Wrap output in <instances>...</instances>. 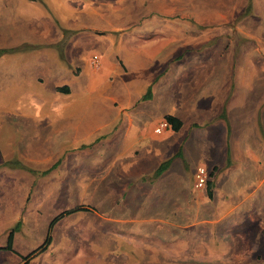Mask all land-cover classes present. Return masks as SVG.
<instances>
[{"label": "crops", "instance_id": "1", "mask_svg": "<svg viewBox=\"0 0 264 264\" xmlns=\"http://www.w3.org/2000/svg\"><path fill=\"white\" fill-rule=\"evenodd\" d=\"M243 1L27 0L34 20L0 22V48L31 42L11 76L51 93L0 122V264H264V25L234 24ZM65 42L63 64L30 49Z\"/></svg>", "mask_w": 264, "mask_h": 264}, {"label": "rangeland", "instance_id": "2", "mask_svg": "<svg viewBox=\"0 0 264 264\" xmlns=\"http://www.w3.org/2000/svg\"><path fill=\"white\" fill-rule=\"evenodd\" d=\"M221 1H222L221 6H223V2L227 4L229 1H232V0H221ZM41 2L43 3L45 2V0H41ZM205 2L209 4V3L214 2V0H205ZM29 6L30 4L27 2V0H0V22L3 21L2 22L3 24L5 21L6 23H8L7 21L11 19L13 21L16 19L17 21L22 20V26H24L28 19L34 20L33 19L34 14L25 15L24 13L25 9L28 8ZM197 6H202V5L197 4ZM237 8L240 9L241 12L235 15V18L233 17L234 24H239V23L246 24L250 28L253 27L252 25H259V26L264 25V0H244L243 6L238 5ZM244 8H246L245 11H244ZM34 9H39V7H36ZM250 9L251 11H253L252 14H251V11H249ZM19 26L20 25H18L17 27ZM14 31H18V30H14ZM19 32H21L22 35H24L23 28L20 29ZM24 40L25 42L20 41L16 43V47L8 46L7 48L6 47L0 48V122L8 121L4 115L9 114V113L20 112L22 107L28 104H31L36 94H39V95L51 94L49 92V87L47 86L46 82H43V86L45 87L43 88V87H39L40 85H38V83L28 84L26 83L28 82L27 79L20 78L18 80H15L11 76L10 68L13 64L9 63L10 58L15 57L25 52L26 51L25 46L31 43V42H28V39H26V37H24ZM217 42H213L212 44H215V43L216 45L219 44ZM225 42L227 41L222 40L219 46L214 48L215 51L218 50L217 52L221 55L223 54L227 55L228 53L231 52V50L232 52L236 50V53H238V50H237L238 46L236 48L231 47L230 48L231 50H230L228 47L229 46L228 43H225ZM30 49H32L34 52H37V50H39L38 53H43V54H52V52H55L58 56H61L60 63L63 64L64 63L63 58L64 56L68 55V52L71 49V47L68 46L65 42L64 45L63 43H60V44H55L53 46H48L46 44L42 46V44L41 45L39 44L38 48L34 47ZM29 55H33V54L29 53ZM29 55H23V57L29 56ZM80 65L84 67L83 64H80ZM86 73H87L86 71L85 72L83 71L82 77L81 79H79L80 82L83 81L84 74ZM9 134L10 133L8 131V127L0 128V140H1L0 146L1 145L4 146L5 139L8 138ZM31 239H32L31 246H33L34 244L37 243V241H39L38 238H35V237ZM50 257L51 256L49 257L46 256L45 259L50 258ZM36 259L35 261H33V264L37 263Z\"/></svg>", "mask_w": 264, "mask_h": 264}, {"label": "trees", "instance_id": "3", "mask_svg": "<svg viewBox=\"0 0 264 264\" xmlns=\"http://www.w3.org/2000/svg\"><path fill=\"white\" fill-rule=\"evenodd\" d=\"M167 121L170 122V124L172 125V128L173 129H178L179 125H180V121L173 117V116H168L167 118ZM168 165V162H164L163 164H161L158 168H157V171L156 173H160L162 172ZM79 208H72V209H69L65 212H62L61 214L57 215L55 218H53V220L51 221L50 225H49V231H48V234L44 240V242L39 246L37 247L36 249H34L33 251H31L29 254H27L26 256L23 257L24 260H28L30 259L31 257L37 255L38 253H40L41 251H43L51 242V235H50V230L53 226V224L58 220L60 219L64 214H67V213H70L74 210H77ZM11 232L9 234V243H10V237H11ZM8 243L7 247L10 248V244Z\"/></svg>", "mask_w": 264, "mask_h": 264}, {"label": "built area", "instance_id": "4", "mask_svg": "<svg viewBox=\"0 0 264 264\" xmlns=\"http://www.w3.org/2000/svg\"><path fill=\"white\" fill-rule=\"evenodd\" d=\"M90 62L93 66H98L99 65V58L97 56H93L91 58ZM168 127H169V122L167 121V119H163V120L158 122V124L154 128V131L156 133H161L164 130H166ZM208 177H209V174H208L205 166L198 165L196 168V173H195L194 187L197 189H203L206 185Z\"/></svg>", "mask_w": 264, "mask_h": 264}]
</instances>
